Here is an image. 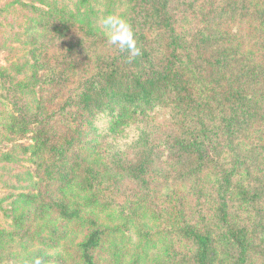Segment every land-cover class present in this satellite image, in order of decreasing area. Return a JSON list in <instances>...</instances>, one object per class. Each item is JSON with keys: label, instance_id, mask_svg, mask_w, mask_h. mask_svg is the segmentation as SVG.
<instances>
[{"label": "trees", "instance_id": "trees-1", "mask_svg": "<svg viewBox=\"0 0 264 264\" xmlns=\"http://www.w3.org/2000/svg\"><path fill=\"white\" fill-rule=\"evenodd\" d=\"M106 1L110 6L114 2ZM120 2L128 5L125 8V18L134 30L136 45L141 54L129 60L127 53L114 47L116 52L95 74L100 76L86 80L84 78V86L74 94L67 95L69 98H77L79 114L77 119L74 117L76 110L68 115L67 126L63 131H53L43 124L41 118L48 121L53 117L44 116V110L40 111L38 105H32L30 109L26 106V109L20 111L18 121H23L30 112L29 122L34 123L33 144L27 149L32 154L47 152L49 161L45 160L42 164L34 160L39 169L36 171L39 180L35 194H18L11 202L9 215L14 224L18 218L26 217L31 210H39L40 215L55 214L54 217L64 219L65 224L80 219V213L70 207L71 202L65 192L68 185L79 176H86L85 183L90 185V180L96 179L95 176L100 171L96 153L100 155L104 152L108 146L106 140L110 136L117 138L131 127L136 129L138 120L134 118L150 115L154 108L165 110L169 107L170 112L179 113L177 118H173V122L182 129L180 135L172 138V151L179 156H194L197 160V164H193L195 171L190 176L195 180L199 172L195 165L199 169L212 168L215 172L221 170L217 187L213 188L211 194L212 203L209 208L215 209L210 214L211 218L205 214L209 210L205 211L202 198L197 200L201 204L197 220L190 221L184 216L174 228L171 242L173 246L177 243L174 246L175 256L179 255L183 257L182 260H186L191 254L193 264H210L211 236L208 223L213 221L222 230V237L234 246L236 255L232 264H251L252 250L256 254L264 253V172L251 186L240 179V182L235 183L238 179L235 177L242 171H256L258 166L252 156L261 155L264 151V0ZM175 4L177 7L174 9ZM52 9L60 14L57 19L54 18ZM177 9L184 20L189 14L205 22L201 27L176 24L177 20L174 21V18L178 17L175 14ZM96 11L92 0H78L74 11H62L59 7L51 6V9L41 10L34 17L31 29L52 23L53 28L46 29L41 34L53 39L52 34L62 36L67 32V27L78 23L85 31L84 34L90 37L103 36L95 20ZM111 11L107 8L105 14H111ZM252 16L256 17L255 27L250 24ZM150 19L158 24L156 27L149 26L153 28L151 36L146 28ZM237 21H247L243 25H246V34L243 33V26H239V32L231 36L228 35L229 32H222L233 24L237 25ZM160 28L167 32L165 49L162 43L157 42L160 41V32H157ZM251 32H256L257 36L254 33L248 38ZM228 37L232 43L226 45L222 40H227L225 38ZM250 40H254L253 51L250 49ZM154 41L155 45L151 44ZM83 42L85 41L80 44ZM232 44L233 52L230 53ZM72 49H75L74 43H70V50ZM254 53L260 54L256 61L262 59L261 63L254 61ZM2 70L4 79L10 77L11 72ZM48 75L53 77L54 72ZM22 81L23 79H19L7 89L22 85ZM194 81L200 82L199 90L193 87ZM103 113L109 116V122L100 132L102 142L98 146H90L92 142L83 137L86 133L95 134V122ZM70 119L75 120L69 121ZM131 119L135 120H132L135 124L130 123ZM6 123L18 126L16 119ZM244 140L249 141V144L243 146ZM86 149L89 151L86 152ZM209 149L215 150L214 160L209 155L204 159V154ZM225 152L228 154L222 158ZM9 153L2 154L1 160L11 161ZM212 161H217V164ZM91 164L93 167L89 171ZM106 168L109 172L114 170V166ZM86 171H89L88 174ZM193 190L194 193L200 190L199 194H195L197 197L202 195L200 181L195 180ZM208 219L211 221L207 222ZM88 221L82 237L74 239L76 261L80 264H131L122 259L103 260L104 237L110 229L94 218H89ZM47 229L45 235L42 229L34 231L36 233L33 237L37 244L30 246V239L23 244L30 251L32 259L39 260L41 264H64V256L58 246L61 239L68 236V232L58 230L55 225L47 226ZM146 233L148 231L144 232V236ZM70 241H73L72 237ZM182 244L190 246L192 253L180 252Z\"/></svg>", "mask_w": 264, "mask_h": 264}, {"label": "rangeland", "instance_id": "rangeland-1", "mask_svg": "<svg viewBox=\"0 0 264 264\" xmlns=\"http://www.w3.org/2000/svg\"><path fill=\"white\" fill-rule=\"evenodd\" d=\"M77 2L78 0H0V160L2 154L7 152H10L12 158L11 161H0V264H35L23 242L30 239V246L33 243L37 244L36 238L33 237L35 233L38 229H42L45 235L48 231L47 226L50 225L57 226L60 231L68 232V236L65 233L66 238L62 237L58 246L64 256V264H80L75 259L74 239L82 237L89 218H94L103 225L106 224L110 229L106 231L104 237L103 260L122 259L123 262H131V264H193L190 246L181 245L180 252L190 254L189 258L182 260L183 257L175 256L174 246L177 243L173 246L171 238L174 228L184 216L190 221L197 220L198 209L201 206L197 200L203 198L205 211L209 210L205 214L211 218L210 214L215 211L209 208L212 203L211 194L213 188L217 187L221 170L215 172L212 168L199 169L198 165H195L196 170L199 171L195 180L200 181L202 185V195L197 197L195 194H199L201 189L194 193L195 180L190 176L195 171L193 164H197V160L194 156H179L172 151V138L180 135L182 129L173 122V118H177L179 113L170 112L169 107L165 110L154 108L150 115L134 118L138 120L136 129L131 127L132 129H127L117 138L110 136L108 141L106 140L108 146L104 152L100 155L96 153V163L100 165V171H98L99 175L95 176L96 179L90 180V185L85 183L86 176L74 178V181L68 185L65 192L70 199V207L80 213V219L65 224L64 219H56L55 214L40 215L39 210H36V213L31 210L26 217L18 218L14 224L9 215L11 202L18 194L36 191L39 180L36 171L39 169L36 168L34 160L42 164L49 161L47 152L41 155L32 154L30 149H27L33 144L34 123L29 122L31 118L29 110H26L29 115L25 116L23 121H18L20 111L26 109V106L30 109L32 105H38L40 111L44 110V116L53 117L48 121L41 118L47 128L53 131L65 130L68 115L76 110L77 114L74 117L77 119L79 114L77 98L75 96L69 98L67 95L80 90L84 86L82 83L84 78L85 80L98 78L100 74H95L116 52L104 36L90 37L84 34L85 31L76 22L75 25L67 27V34L63 33L62 36L52 34L53 39L41 34L46 29L53 28L52 23L45 24L42 28L38 27L39 29H31L34 17L41 13V10L47 11L52 6L59 7L62 11H74ZM92 3L97 10L95 19L97 25L99 17L106 13L107 8L112 10V13L126 17L125 8L128 5L125 2L114 0V5L111 6L107 5L106 0H92ZM173 7L175 9L176 4ZM52 11L54 18L57 19L60 14L54 9ZM175 14L178 15L174 18V21L177 20L175 23H181L180 25L184 27L193 24L201 27L205 22L189 14L184 20L178 9ZM252 18L250 24L255 27L256 17L252 16ZM152 21V19L148 20L146 26L150 36L153 28L149 26H158ZM237 22V25L233 24L222 32H229L228 35L231 36L239 32L237 28L247 21ZM245 26L243 33L246 34ZM157 32H160L161 41L157 42L162 43L165 49L167 32L162 28ZM254 33L256 32H251L248 38ZM229 37L222 42L226 45L231 44ZM83 40L85 42L80 44ZM253 42L254 40H250L251 51L254 50ZM70 43L75 44V49L70 50ZM151 44L155 45V41ZM203 50L211 52L208 49ZM232 52L233 44L230 48V53ZM259 55L254 53V61L261 63L262 59L256 61ZM2 69L11 72L10 77L4 79ZM51 72H54L53 77L48 75ZM19 79H23L22 85L13 86V89H9L12 91L10 92L8 86L15 84ZM193 87L199 90L200 82L194 81ZM71 105L74 106L70 107ZM13 119H16L17 127L15 124L9 126L6 123L9 120L12 122ZM134 119H131L130 123ZM108 122L109 116L103 113L95 122V134L84 135V139L92 142L90 146H98L102 142L100 132ZM248 144L249 141L242 142L243 146ZM88 151L89 149H86V152ZM214 152L215 150L206 152L204 159L206 155L211 159L216 158ZM227 154V152L223 153L222 158ZM252 158L258 166L256 171L248 170L246 173L242 171L235 177L238 178L235 183L242 180L251 186L252 182L255 183L257 178L262 176L264 151L261 155ZM212 163L216 165L217 161ZM110 166H114L111 172L106 168ZM92 167L93 164L90 165L89 171ZM89 171H86L87 174ZM197 184L198 182L195 183ZM72 202L75 204L73 205ZM210 221L211 219L207 220ZM208 224H210L208 230L211 236L210 264H232L236 255L234 246L222 237V230L216 223L211 221ZM147 231L144 236V232ZM70 237L73 241H70ZM251 252V264H264V253L256 254L254 250Z\"/></svg>", "mask_w": 264, "mask_h": 264}, {"label": "clouds", "instance_id": "clouds-1", "mask_svg": "<svg viewBox=\"0 0 264 264\" xmlns=\"http://www.w3.org/2000/svg\"><path fill=\"white\" fill-rule=\"evenodd\" d=\"M98 26L106 41L119 51L127 53L129 60L141 54L136 45L134 30L123 15L115 13L101 15ZM35 264L41 262L36 260Z\"/></svg>", "mask_w": 264, "mask_h": 264}]
</instances>
